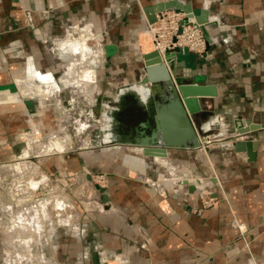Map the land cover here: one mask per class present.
I'll return each instance as SVG.
<instances>
[{
    "label": "crops",
    "instance_id": "0c3cea01",
    "mask_svg": "<svg viewBox=\"0 0 264 264\" xmlns=\"http://www.w3.org/2000/svg\"><path fill=\"white\" fill-rule=\"evenodd\" d=\"M169 1L0 0V154L14 145L25 158L20 146L27 134L68 133L71 126L78 129L75 124L84 130L99 125L103 145L104 136L116 150L129 145L123 157L127 176L117 168V154L73 151L45 158L52 174L103 164L111 174L104 191L109 200L95 205L88 232L77 225L72 233L55 234L53 225V235H47L52 243L39 254L42 263L264 264V129L240 137L261 140L254 157L235 149L236 137L194 149L170 147L169 157L158 160L143 156L134 142L151 133L159 106L169 99L163 82L141 84L143 56L154 49L149 10ZM180 1L191 3L197 14L208 5L207 50L177 60L187 64L180 70L217 88V96L204 97L211 108L200 120L220 115L217 132L238 116L264 124V0ZM72 24L92 25L103 39L101 46L89 41L94 53L87 59L68 46L84 33L77 28L67 35ZM85 68L94 71L92 79L81 78ZM27 78L34 86L23 92L18 82ZM136 84L140 89L121 90ZM45 85L50 92L41 91ZM163 129L181 141L172 112ZM136 173L147 181L135 179ZM175 176L198 177L201 186L191 191L176 185ZM152 178L161 185L148 183ZM207 195L218 201L205 208ZM237 224L245 225L244 234ZM1 256L0 245V264Z\"/></svg>",
    "mask_w": 264,
    "mask_h": 264
},
{
    "label": "rangeland",
    "instance_id": "374dc122",
    "mask_svg": "<svg viewBox=\"0 0 264 264\" xmlns=\"http://www.w3.org/2000/svg\"><path fill=\"white\" fill-rule=\"evenodd\" d=\"M74 35L77 37L80 34L78 33ZM93 38L94 35L91 31L84 32L82 37L71 40L68 43L69 45L66 42V45L72 47V49H74L73 52L75 53H81L84 51L80 54V59H87L90 56V53H94V48L90 45V42L93 44ZM85 43L88 44L87 50ZM81 47H85V49L81 50ZM68 69V72H70L73 70V66L70 64ZM86 70H89L90 77H85L83 79H92L94 71L85 68L84 72ZM83 74L82 71L80 73L81 78ZM25 80L30 79L27 78L23 81ZM20 82H18V85L21 89ZM32 82L33 81H31V83ZM72 82L69 83L79 85L78 81ZM32 85H34V82L33 84H29L26 89L21 90L24 92L25 90L30 89ZM138 85L141 86L140 84ZM50 90L51 89H49V92ZM41 91L43 92L44 90ZM125 122L129 123L127 115L125 116ZM75 126H78V129L71 126L70 130H67L68 133L56 132L45 134L40 132L39 134H27L25 141H22L23 144L20 146L22 149L26 150V154L24 155L25 158H20L19 155L21 152L18 151L19 149L17 150L19 147H14V145L10 147V152L0 154V165H3L4 170L6 171V178L4 176L3 178H0L3 181L5 179L8 182H6L7 184H4L2 188L0 187V209L2 210V212L0 210V245L2 247V264H53L49 262L42 263V257L39 256V254L41 255L43 252H46V247L50 246L52 243L47 240V235H53V227H56V230L54 231L55 234H58L61 231L72 233L77 225L80 227L78 228L80 229L79 231H81L82 228L87 227V233L90 229L88 226L89 218H91L96 210L95 205L104 201V191L110 185L108 177L109 174H111V172L106 169V165L103 164L101 168H93L92 170L84 168L79 172L75 171L74 173L68 174V176H61L57 172L52 174L48 171L45 158L59 155L64 152L72 153L73 151H83L85 152V155H90L91 157L100 153H106L111 156L117 154L119 156L117 168H120V170L122 169L124 175L125 173L126 176L129 175V172L124 171L125 169L128 170L129 167H126L128 165H126V161L123 160L125 154L129 153V145L124 149L118 147L116 150L114 149L116 147L109 145L111 142H108L107 140L110 138L106 139V136H104L103 141L107 142V144L103 145L101 143L103 132L99 125H96L94 128L90 127L86 130L77 124H75ZM103 127L105 128V126ZM34 134V137L39 138V141L35 144L30 141L31 136ZM78 134H81L79 135L81 137H78ZM11 165L16 167L12 168ZM117 168L115 170H117ZM89 175H91V177H89ZM134 177L139 181H147L141 178L138 173L134 174ZM0 182L2 181L0 180ZM148 183L155 187L161 185L157 179L153 178L148 180ZM1 184L2 183H0V185ZM8 184H10V186H7ZM13 187L17 189L16 193L18 197L24 196L22 199L23 201H20L19 198L15 200ZM100 187H103L104 191H101ZM15 203L18 204L17 208L19 210L26 213V216L23 219L24 222H26L29 217V209L27 205L30 206L33 203V205L40 208V219H37L38 222L36 223L35 228L26 222L28 226L24 223L23 227L11 229V215L6 214L4 205H12ZM1 204H3V206ZM23 204L24 206L22 207ZM67 219L69 220L65 221ZM24 226H27V228H24Z\"/></svg>",
    "mask_w": 264,
    "mask_h": 264
},
{
    "label": "water",
    "instance_id": "95a60500",
    "mask_svg": "<svg viewBox=\"0 0 264 264\" xmlns=\"http://www.w3.org/2000/svg\"><path fill=\"white\" fill-rule=\"evenodd\" d=\"M205 6L208 5L205 3ZM206 7L201 11V14L195 13V9L191 3H184L180 0H173L166 3H159L156 9H150V22L157 19V14L166 10H177L187 14L186 18H194L196 23L201 26L208 42L210 36L207 33L205 22L207 20L208 9ZM187 47H176L172 50H167L164 53L153 49L145 53L143 56L144 75L141 78L143 83L163 82L169 89L168 103L159 106L155 114V127L151 133L146 137H137L135 144L139 147L141 154L145 157L153 158L155 160L165 159L169 157L170 147L180 148H200L203 144L212 142L215 139L235 137L236 135L245 136L249 132H254L264 129V124L256 123L252 119H245L242 116L236 117L233 122L228 125L227 130L215 131L219 129L220 115L209 120L201 121L200 118L205 114L206 110L211 106L206 104L204 97L217 96V88L212 84H202L198 77H191L188 72L180 70L187 64L177 63L179 56L189 54ZM133 86H128L123 91L133 90ZM210 107V108H209ZM167 112H172L174 118L178 121L181 127L182 134L181 141H174L167 137L163 129L164 118ZM246 121V123H245ZM216 124V125H215ZM213 137H210V136ZM261 140L258 139H242L239 136L233 140L232 144L239 152H247L250 157H254V152L257 149ZM205 151V149H204ZM91 177V175H89ZM176 185L190 186L191 191L200 188L198 184L199 178L190 180L187 176L172 177ZM104 191L103 187H100ZM109 197L104 195V201H108Z\"/></svg>",
    "mask_w": 264,
    "mask_h": 264
},
{
    "label": "built area",
    "instance_id": "2783aa9c",
    "mask_svg": "<svg viewBox=\"0 0 264 264\" xmlns=\"http://www.w3.org/2000/svg\"><path fill=\"white\" fill-rule=\"evenodd\" d=\"M186 17L187 14L185 12L173 9L158 13L156 21L149 22L147 28V32L153 40L154 49L164 53L165 51L172 50L176 47H187L190 52L203 54L207 50L208 40L205 37L201 26L196 23L195 19ZM77 28L83 32L91 31L94 35L92 41L95 42V45H102L103 39H100L98 35H95L92 25H69L67 27V35L69 34L73 36L70 29L73 30ZM95 75L97 76V74ZM75 121L80 123L77 118ZM79 126H81V124H79ZM238 136L243 137L241 135H236L235 137L237 138ZM217 201V198L212 197L211 195L202 198L203 206L205 208L214 205ZM237 227L241 233L244 234L246 230L245 225L237 224ZM77 230L79 231L80 229ZM86 231L87 227H84L81 230L82 233H86Z\"/></svg>",
    "mask_w": 264,
    "mask_h": 264
},
{
    "label": "bare ground",
    "instance_id": "6f19581e",
    "mask_svg": "<svg viewBox=\"0 0 264 264\" xmlns=\"http://www.w3.org/2000/svg\"><path fill=\"white\" fill-rule=\"evenodd\" d=\"M90 34V33H89ZM149 34V33H148ZM92 36V35H91ZM149 36H150V34H149ZM93 37V36H92ZM150 38H151V36H150ZM84 39H86V38H84ZM152 40V39H151ZM85 42V41H84ZM152 43H153V40H152ZM81 45V44H80ZM83 46V45H82ZM153 46H154V43H153ZM85 47H86V50H87V48H88V44H86L85 43ZM85 47L84 48H82L81 50H84L85 49ZM78 51V50H77ZM82 52H84V51H82ZM81 52V53H82ZM84 56V55H83ZM86 57V56H85ZM72 66V65H71ZM71 68V67H70ZM69 70V69H68ZM84 74L82 75V79L83 78H88V77H90L89 76V70H86L85 72H83ZM73 83V82H72ZM72 83H70L71 85H72ZM29 84H33V82L31 83V81H21L20 82V87L24 90V89H26L27 88V86L29 85ZM76 84V83H75ZM32 86H34V85H32ZM129 86V85H128ZM140 87L141 86H139L138 84H136V85H134V88H139L140 89ZM29 88V87H28ZM125 88H127V86L126 87H122L121 88V90L123 91ZM49 89H51L49 86L47 87L46 85L41 89V90H44L43 91V93H46V92H49ZM51 91V90H50ZM139 92V91H138ZM35 136V134L34 135H32L31 136V138H30V141L32 142V143H36L37 141H39V138H37V137H34ZM57 136V135H56ZM30 142V143H31ZM20 164V163H19ZM11 167L12 168H14V167H16V166H12L11 165ZM18 168V167H17ZM13 170V169H12ZM17 172H20V171H17ZM23 172V171H22ZM8 173V172H7ZM5 175H6V171L4 170V166L3 165H0V177H2L3 178V176L5 177ZM8 175V174H7ZM20 175H21V173H20ZM15 176H16V174H15ZM19 176V175H18ZM6 178V177H5ZM0 180L2 181V182H0V183H2L1 185H0V187L2 188L3 187V185L4 184H7L8 182H7V180H5L4 179V181L0 178ZM10 180V179H9ZM7 182V183H6ZM10 182V181H9ZM6 186V185H5ZM7 186H10V184H8ZM15 187V186H14ZM13 187V188H14ZM34 187H37V186H34ZM8 188V187H7ZM17 189L16 188H14L13 189V193H14V198H15V200L17 199V198H19V200L20 201H23L22 199H23V197H18V195H17V191H16ZM20 190V189H19ZM4 191V190H3ZM23 193V192H22ZM21 194V193H20ZM0 200H1V198H0ZM1 203V202H0ZM21 203V202H20ZM4 204V203H3ZM3 204H1L2 206H3ZM17 205L18 204H6V205H4V210L6 211V214H10L11 216V219H12V222H11V229H14V228H20V227H23V224L25 223V224H30L33 228H35L36 227V223L38 222V220L37 219H40V213H41V210H40V208L39 207H37L36 205H33V203H32V205H27L28 206V209H29V217L27 218V223L26 222H24V218H25V214L26 213H23V211L22 210H19L18 208H17ZM24 206V204L22 205V207ZM20 207H21V205H20ZM25 208V207H24ZM22 209V208H21ZM27 209V210H28ZM1 210V209H0ZM26 210V209H25ZM1 212H2V210H1ZM22 213H23V215H22ZM5 214V215H6ZM4 215V216H5ZM13 216V217H12ZM61 216V215H60ZM62 221V220H61ZM65 221H68V220H65ZM4 222H6V221H4ZM7 223V222H6ZM28 224H27V226H28ZM5 225V224H4ZM27 226H24V228H27ZM14 231V230H13ZM22 232V231H21ZM26 232V231H25Z\"/></svg>",
    "mask_w": 264,
    "mask_h": 264
}]
</instances>
